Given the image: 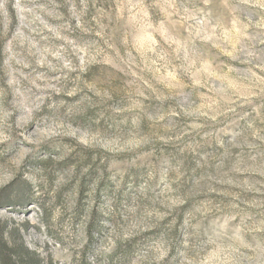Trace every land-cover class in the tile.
<instances>
[{
	"label": "rangeland",
	"instance_id": "1",
	"mask_svg": "<svg viewBox=\"0 0 264 264\" xmlns=\"http://www.w3.org/2000/svg\"><path fill=\"white\" fill-rule=\"evenodd\" d=\"M0 226L38 264H264V0H0Z\"/></svg>",
	"mask_w": 264,
	"mask_h": 264
},
{
	"label": "trees",
	"instance_id": "2",
	"mask_svg": "<svg viewBox=\"0 0 264 264\" xmlns=\"http://www.w3.org/2000/svg\"><path fill=\"white\" fill-rule=\"evenodd\" d=\"M5 232V226H0V264H38V257L23 244H9Z\"/></svg>",
	"mask_w": 264,
	"mask_h": 264
}]
</instances>
